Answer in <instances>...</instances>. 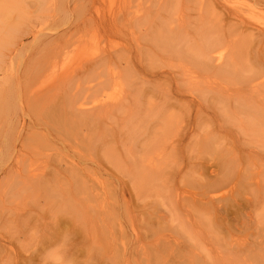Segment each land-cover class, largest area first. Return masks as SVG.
I'll return each instance as SVG.
<instances>
[{"label": "rangeland", "instance_id": "rangeland-1", "mask_svg": "<svg viewBox=\"0 0 264 264\" xmlns=\"http://www.w3.org/2000/svg\"><path fill=\"white\" fill-rule=\"evenodd\" d=\"M161 1L165 0H41L38 5L28 7L23 15L19 14L12 21L9 29L4 32L0 42V53L6 55L11 53L10 56H13L12 65L9 66L12 75L18 71L24 72L28 61L32 65L31 69L39 68L44 63L47 65L48 63L45 62L48 61L47 56H52V48L53 51L55 50L53 43L59 41L65 43L66 52L62 54L63 57L59 55L57 59L62 58L67 63H61L60 59L58 62L64 64L63 68H60L62 65L58 62H54L56 64L52 67L57 66V69L54 67L49 71L41 66L42 68L39 69L44 70L45 76L40 75L43 74V70L42 72L39 70L37 73H41L34 75L35 79L31 77L32 74L31 78L26 80L28 82L23 81L25 84L31 83L34 87L42 86L44 83L49 85L51 81L56 82V79L62 76L60 73L64 67H69L68 71L64 69L67 71L64 73H69L68 75L71 76L78 72L81 74L78 79L85 78L86 82V79L90 77L82 75L84 74V71L81 73L83 64H87L97 55H102L104 51L122 52L111 62L110 67L112 69L123 67L127 63L128 69L132 71L124 72L121 77L124 81L121 82L123 93L120 95H129L128 99H125L128 105L124 107V113L115 112L107 119L108 123L105 121L107 126L112 128L109 133L112 137L111 141L113 139V142L108 143L107 146L115 148V152L122 155L126 164L128 159L124 148L127 146L132 148L134 155L143 158V148L146 145L151 146V155L147 160L151 163L154 173L158 175L153 173L149 181L137 185L132 180L133 176H130L133 174L132 169L130 174L121 173L120 170L125 167L120 169L116 164L110 163L106 157H100L101 151L96 155L97 158L93 156L95 160L97 159L96 161L93 158L94 161L82 162L83 159L91 157L92 149L84 143H79L78 138L71 133V135L67 133L69 135L63 136L64 141L60 143L54 141L46 147L41 146L37 139H31L32 141L26 144L28 159L24 163L25 174H27L26 168L34 169L35 172L43 171L41 168L44 163L47 164L45 154L61 153L62 156L68 155L69 159L73 157L72 160L80 162L82 180L86 176L88 181L85 179L83 181L85 184L88 183L87 186L90 189L84 188L85 192L80 191L79 194L74 191L69 196L60 192L57 193L60 196L56 200L48 201L49 196L43 193L44 190L40 189V192L37 191L38 189L26 190L28 188L24 186L25 189L22 184L17 185L14 174L11 173L10 177L9 173H5L8 165L4 166L0 163V201L2 200L0 203V264H84L86 253L82 249L95 242L97 244L92 245L96 247L95 252L97 248L110 249L113 252L117 251L119 255H122L123 244L127 246L128 252H133L135 248L139 250L140 244L144 245L145 251L150 253L154 250L153 246H158L155 252L158 253L159 264H264V142L262 144L259 140L257 142L256 138L249 134L250 132L242 130L247 127L242 122L244 116L237 113L233 102L228 103L229 106L225 103V98L212 97L210 94H214L213 92L207 91L210 92L208 93L210 99L203 101L205 104L203 112L197 115L194 111L188 112L187 108V110L182 108V101H178L180 107L173 106L170 103L174 102L172 99L169 100L170 102L166 101L168 95L174 92L175 80L172 77L166 79L160 76L150 77L146 71L152 67L156 70L155 72H174L178 69L173 68L176 62L170 59L157 60L159 53L154 40L149 38L150 32L159 26L160 19L167 17L172 9V12L180 9L177 13L184 14L183 16L187 14L184 17L186 19H191L192 16L194 18L193 9L198 7L200 0H178L179 4L175 7L179 8L178 10L173 8L175 0H166L169 1L166 2L167 5L165 2V5L161 4ZM229 1L238 5L244 4L245 6H242L247 8L244 13L251 4L249 0ZM258 14L264 17V12ZM111 16L116 17L115 25H117L112 33H109L103 26ZM260 17L259 21H264ZM138 19L141 20L138 21ZM29 25L38 32L34 30L28 33L32 29V27L29 29ZM227 27L226 25L225 28ZM13 38L15 41L22 39V45L15 46ZM44 44L47 45L44 46L46 50L42 48ZM245 45L241 54L243 71H239V75L247 80L245 83H253L259 76L264 75V61L258 60L261 54L256 52L254 41L250 39ZM139 58L143 59L146 70L140 66ZM22 61L27 62L26 67H23L25 65L21 63ZM160 61H163V64L165 62L166 65H173L172 69L168 70L166 65L159 63ZM159 64L161 66L157 67ZM71 65L73 73H71ZM107 71L108 68H102L97 79L102 78L100 76L105 75ZM46 72H48L47 75ZM67 74H65L66 77H68ZM214 75L216 74L210 73L204 78L200 76L203 80L199 82V77L196 79L200 84L196 81L192 84L198 90L204 86L214 91L224 92L229 88H236L238 80L232 74H221L219 77ZM73 77L77 78V76ZM206 78L210 81H204ZM78 79H76L77 83L71 84L74 86L71 87L73 90L78 85L80 87L81 83V87L86 86L85 82L79 83ZM211 81L214 83L212 84ZM201 82L212 85L210 84L211 87H209V84L202 85ZM112 86L108 83L101 87L106 91L94 90L89 93L86 104L92 105L104 93L109 94ZM136 86L141 89L138 103H135L130 95V91ZM168 88H171L172 93ZM249 95L250 93L246 96ZM44 100H41L42 105L39 109L37 107L41 102L36 103L38 112L42 111L44 106H46L44 110L52 106L46 100L45 103L47 105L50 103V106L44 105ZM14 102L15 104L10 105V116L13 121L24 120L26 124H33L34 131L48 130V133H43H47L48 138L53 137L55 131L47 127L48 117L42 119V116L46 117V114L48 116L53 109L48 108L47 112L44 111L45 116L43 112L40 113L43 114L42 116L33 113L32 119H29L21 114L25 110L21 108L24 103L21 104L16 99ZM224 105L226 107L228 105L229 110ZM36 108H32V112H37ZM162 111H165L164 115ZM166 117L167 125L164 124ZM38 120L40 124L36 122ZM50 125L54 126L51 123ZM146 139L148 140L145 141ZM131 140L133 143H130ZM38 149L41 151L37 152ZM81 163L84 165L82 166ZM17 203L18 208L15 206ZM23 213L25 218L21 219ZM72 214H79L87 227L94 226L96 228L94 236L93 234L81 236L80 233V235H68L67 248L71 249L70 253H66L71 255V257L66 256L68 259L61 254L59 257H57L58 254L52 255L51 252L60 249L58 245L49 247L39 257L33 256L37 254L36 248L41 245L40 240H43L41 237L44 238L42 234L49 226L56 222L67 229ZM85 219L88 222H85ZM89 219L93 221L89 222ZM21 221L23 225H20ZM24 226L31 230L24 229ZM136 234L140 236L138 239H141V242L137 241ZM74 238L83 239L84 243L79 248L77 246L73 248ZM178 249H184L187 255L176 258ZM152 253L148 264H154L157 261ZM27 256L31 258V262L22 260ZM107 262L112 264V261L107 260ZM89 263L101 264V261L97 262L93 259ZM130 264L135 263L131 261Z\"/></svg>", "mask_w": 264, "mask_h": 264}, {"label": "bare ground", "instance_id": "bare-ground-1", "mask_svg": "<svg viewBox=\"0 0 264 264\" xmlns=\"http://www.w3.org/2000/svg\"><path fill=\"white\" fill-rule=\"evenodd\" d=\"M40 1L41 0H0V42L2 41L4 32L7 31L11 26L12 21L15 20L19 16V14L23 15L25 11L28 9V7H31L33 5L34 6L38 5ZM177 1L178 0H175V2L173 1V3H175L174 4L175 6L173 8L177 7L176 5L179 4L178 3L179 1L178 2ZM249 1L251 2V4L249 3L250 6L248 7V10H246L245 13L244 11L247 8L246 7L244 8L245 6L244 4L238 5L229 0H200V2L198 3V7L193 9L194 18H192L193 17L192 16L191 19L184 18L185 16H187L186 13L185 16H183L184 14L177 13L180 10L179 8H175L177 10L179 9L176 12H174L175 10L172 12L173 9L170 10V13H168L169 15L168 16L166 15L167 17L164 16V18H161L159 26L154 31L150 32L149 38L154 40V44L157 47V51L159 53L157 55V60H160L161 58H167L176 62V64L174 65L175 67H173V65L171 64L166 65L165 62L163 64L162 63L163 61H160L159 63L166 65V68H168V70H171L172 67L177 68L178 70L173 69L175 70L174 72H169V71L155 72L156 70H154V67L150 69L144 67V62L142 58H139L140 60L139 63L141 67H144L145 70L147 69L148 72L146 71V73L149 74L150 77L160 76V77H165V79L167 77H172L175 80V88L173 94L170 96L168 95L167 99L165 98L166 101L172 99L174 102H170V101L169 102L175 107L176 106L180 107V103H178V101H182L181 102V105L183 106L182 108L185 109L187 108L189 110L188 112L194 111L195 115L200 114L201 112H203L202 110L205 105L203 101L204 100L207 101V99L209 98L208 93L210 92L214 93V94H210L214 98H222V99L225 98L226 99L225 103L227 104L233 102L234 108H237L235 109L237 110V113L239 112L244 116L242 122L244 123V125L246 124L247 126L241 129L246 131L247 133L250 132L249 134L252 137L256 138L257 142L259 140V142H261L262 144V142H264V102H262V100H264V77L261 76L264 75L259 76L256 79V82L253 83L252 82L245 83L247 80H245L242 76L239 75V71H243V67H241V65H243L241 64L242 62L241 54L244 51V46H246L245 44L248 43L250 39L251 41L255 42L256 52L261 54L258 60L260 62L264 61V21H259L260 16L258 14L260 12H264V0H249ZM164 2L166 3L169 1L166 0L161 1V4L163 3V5H165ZM167 4L168 3H166V5ZM148 8H150V6H148ZM262 19H264V17H262ZM140 20L141 19H138V21ZM115 22H116V17L111 16L104 24L103 26L105 27L104 29L107 32L112 33L114 27L117 25V24L115 25ZM226 25L228 26L227 28H225ZM31 27L32 25H29V29ZM34 30H35L34 27H32V29L28 33H30L31 31L33 32ZM35 32L38 31L35 30ZM58 41L59 40H57V42ZM48 43L46 44L48 45ZM41 44L42 42L39 43L38 50L40 49ZM46 44L42 46L43 50H46V48H44V46H47ZM53 44H55V46H53L56 50V51L54 50L55 54L53 53L54 51L52 50L53 49L52 48L51 49L52 56H49L47 54L48 55L47 58L48 57L49 58L48 61H45L48 64L46 65V63H44L46 67L40 64L42 67H44V70L46 71L53 69L55 67V66L52 67L53 64H56L54 62H58V60L60 59L62 60V58L57 59V57H59V55L62 56V54L66 52V50H64L66 49L65 43L59 41L58 43H53ZM19 45H22V39L15 41V46H19ZM49 45L52 46L51 44ZM120 54H122V52L113 51V50L106 52L104 51L102 55H97L95 56V58L90 59V61L87 64H83L81 73L84 71L83 72L84 74L82 75H84V77H86L87 75L90 77V79L88 80L86 79V82H85V78L84 80L78 79V77H80L81 74L78 72L77 73L75 72L74 74L72 71L73 67L71 65L70 69L72 67L71 73H73L71 74V76L68 75L69 73L68 74L64 73V71H66L64 69L66 68L68 71L69 67H64V69L60 73L62 74V76L59 77V79H56L57 80L56 82L51 81L49 85H46L44 83L42 86L38 84L40 86L34 87L30 82H29L30 84L28 83L25 84V83L28 82L26 80L30 77V75L33 74L31 76L33 77L34 75L37 76L39 73L42 72L41 70L43 69L41 70L39 69L41 66L38 65L39 68L35 67L34 69H31L32 65L29 63V61L28 63L22 61L21 62L22 64L25 65L27 63V67L28 64H30L29 65L30 67L27 68L25 65L23 67H26L27 70L25 68L24 72L22 70L21 71L22 73L18 71L16 72L15 75H12L11 72L9 71V66L12 65L13 56H10L11 53L10 55L0 53V163L4 164V166H6V164L8 165L6 166L8 169L5 173H9L8 176L14 174L13 176L17 180V185L21 186L22 184L23 185L22 187L25 186L26 188H28L26 189L24 187L26 190H30V189H35V191L37 189H38L37 191H39L40 189L44 190L43 193L45 192L49 196L47 197L48 201L49 200L53 201L54 199L56 200L57 197L60 196V194L57 195V193L60 192H63V194L69 196L70 193H73L74 191H76V193L79 194L80 191H84V188L90 189V187L87 186L88 183L85 184L84 182L85 180L88 181L86 179V176L83 177V180L84 179L85 180L84 181L82 180L81 167L79 165L80 162H78V160L77 162L72 160L73 157L72 158L70 157L71 159H69L68 155L63 154L62 156L61 153L60 154L58 153L56 155L53 153L45 154L47 155L46 156L47 164L44 163L43 166L44 168L45 164L47 165L46 168H44L45 170L41 168L43 171L39 172L40 170L39 171L37 170L38 172H35L34 169L26 168L27 174L24 173L25 170L24 163L28 159L26 155V151H27L26 144L28 143V141H30L31 139L32 140L37 139L39 141V144H41V146L46 147V146H50L54 141H58L59 143L61 141H64L63 136L65 134L69 135L70 133L72 134V136L74 135L76 136V138H78L79 143L81 144L84 143L87 145V147L92 149L91 157L90 158L88 157V159L87 158L83 159L82 162H85L87 160L94 161L95 158L93 156H96L98 152L101 151V153L99 154L100 157L101 156L106 157L107 159L110 160V163L116 164V166H118L120 169L125 167L123 169L124 171L122 169L120 170L121 173L125 172L126 174H130L132 172L131 171L132 169L133 174L130 176H133L132 180H134V182L137 185H139L140 183L145 184L146 183L145 181H149L150 175H153L154 173L153 168L150 165L151 163L147 160L151 155V151H152L151 146L146 145L143 148L144 151L142 153L144 154L143 158L142 157L138 158L137 155H134L132 148L128 146L124 148L125 149L124 153L128 159L129 165L128 163L126 164L124 162L125 160L121 157L122 155H118V153L115 152L116 151L115 148L107 146L108 143L113 142V139L111 141L112 137L109 133V130H111L112 128L107 126L106 124L107 119L110 118L111 115H113L115 112L124 113L123 109L125 106L128 105L127 104L128 102L125 99H128L129 95H125V96L120 95L123 93L121 82L124 81L121 77L123 76L124 72H132V71L128 69L126 65L127 63H125L123 67H116V68L114 67L113 69L110 67L111 62L115 58L119 57ZM63 62L64 64L67 63V61L62 60L61 63ZM64 64H61L62 67L60 66L58 67L63 68ZM68 64H69V60H68ZM49 66H51V68H49ZM159 66L161 65L159 64L157 67ZM102 68H108V71L105 73V75L100 76L102 78L97 79V75L99 74ZM39 70L41 72L37 73ZM44 70L42 72L43 74L40 75L45 76ZM78 70L79 69H77V71ZM47 73L48 72H46V75ZM210 73L212 74L214 73L216 74L214 76H218V77L221 74H227V75L232 74V76L236 80H238L239 83L236 81L237 82L236 88H232V89L229 88L225 92L222 90L214 91L213 89L207 88L205 86H204L205 88L204 87L199 88L198 90L197 87L194 84H192V82L195 83L194 81H196L198 77H199L198 80L200 82V80H203V78ZM65 74H67L68 77H66ZM40 75L39 77H41ZM73 76H77V78ZM91 76L95 78H92ZM103 76H105V78H103ZM200 76L203 78L200 79ZM73 78H75L74 79L75 81L73 80ZM76 79L79 80V83L80 81L86 83L85 88L83 87L84 85H82L83 92L81 91L82 83L80 84L81 89L80 87H78L79 86L78 84H77L78 86L74 90L73 88H71L74 87L71 84L77 83ZM71 80L73 82H71ZM206 80L210 81L209 78L208 79L206 78L204 81ZM23 81H25V83ZM203 82H201L202 85L206 84ZM208 82L207 84H209ZM108 83H111L113 85L111 87V92L109 94L108 93L107 94L104 93V95L102 94L103 96L100 99H98L92 105L88 106L86 104V98L88 94L94 90L106 91V89H101V87ZM196 83L198 82L196 81ZM242 83L244 84L241 85ZM171 84L170 86L172 87ZM210 84L208 85L209 87H211ZM27 85H30L31 87ZM229 90H231V92H227ZM130 92H131L130 95L132 100L135 103H138L139 98L141 97L140 96L141 89H139V87L136 86ZM170 92L172 93V91ZM248 93H250V95L246 96ZM251 93H254L255 95H252ZM188 96L190 98H187ZM15 99L19 101L21 104L24 103L23 106L21 105V108H25V110L22 111L21 109L22 111L21 114L23 116L28 117L29 119H32L33 113H38V115L40 116L41 115L40 113L43 112L45 116V113L47 112V110H49L48 108L53 109V111L50 109L51 111L50 114L48 113L49 114L48 116L47 114L46 117H43L42 116L43 114L41 115L42 119L48 117L46 119V121H48L47 122L48 124L46 122L44 123L48 125L47 127L49 128L51 127V129L55 131L53 137L51 138L47 137L46 134L48 133V130L43 131V132H47L46 134L43 133L42 131L40 132L34 131L32 127L33 124L32 125L26 124L24 120H22V122L20 120H17L16 122L13 121L12 117L10 116L11 114L10 105L11 103L12 105L15 104V102L13 103ZM44 99L46 100V102L49 101L52 106L48 107L45 110L44 107L46 106H44L42 111L40 110L38 112V109L41 107L40 105H42L41 100ZM45 100L43 101L44 105L46 104ZM38 101H40L41 103L39 102L40 104L37 107L38 104L36 103ZM50 103H48L49 105L47 104L46 105L50 106ZM228 105L227 107L226 105L224 106L229 110L230 107H228ZM32 108L33 109L36 108L37 112L36 111L32 112L33 111ZM225 108H223L224 109L223 111H225ZM233 110L234 109H232V111ZM227 112L229 113V111ZM164 114L165 111H162V115ZM206 116L208 115L206 114ZM50 117L51 119L53 118L52 119L53 123ZM42 119H40V122H42L41 121ZM240 120H241V115H240ZM36 122L39 123V120ZM49 122L54 126L50 125ZM242 122H240V124H242ZM167 123H168V118L166 117L164 118V124L167 125ZM238 124H239V118H238ZM147 140L148 139H146L145 141ZM130 143H133V141L131 140ZM38 151L41 150L38 149L37 152ZM79 158H80V154H79ZM81 164L82 166L84 165L83 163ZM28 166L30 165L28 164ZM154 175H158V173L155 172ZM1 201L0 203H2ZM15 206L18 208L19 206L18 203ZM23 214L22 217H20L21 219L25 218V214L24 217ZM69 221L70 224L68 225L69 227L67 229L65 228V226L61 227L62 225H58V223L56 222L52 223L51 226H49V228L47 229V231L42 234L44 238L41 237V239H43L40 240L41 245H39L36 248L37 254L33 256L39 257L49 247L53 245H58L60 249L51 252L52 255L58 254L57 257H59V254H61L63 257L66 256L71 257L70 254H66V253H70L71 251L70 248H67L68 235L70 234L78 235L80 233L82 234L81 236L84 235L88 236L89 234H93L94 236L96 228L94 226H91L90 228L87 227V225H85L82 222L81 216L79 214H72L70 216ZM91 221H93V219H89V222ZM11 222L13 221L11 220ZM85 222L88 221L86 220ZM20 225H23V223ZM41 227H43V225ZM25 228L26 226H24V229ZM27 229L31 230V228L29 227H27L26 230ZM139 237L140 236L136 234L137 241L141 242L142 240L138 239ZM73 241L75 242L73 248H75L76 246L79 248V246H81L84 243L83 239L78 240L77 238H74ZM95 244H97V242H95ZM95 244H91V246H87L85 249L81 248L83 251H85L84 253H86V256L84 255L86 257L85 258L86 263L84 264H88L93 259L94 261L97 262L101 261V264H109L107 260H109L110 262L112 261V264H130L131 261L135 264H143V263L148 264V262H150L149 261L150 254L152 252H153L152 256L154 257V259L157 260L154 264H159L158 253L155 252V249L158 246H153L154 250H151L152 251L151 253L149 251L146 252L145 251L146 248H144V245L142 244L138 245L139 250L135 248L133 252L132 251L128 252L127 246L123 244L124 247H123L122 255H119L117 254V251L113 252L110 249L102 250L101 248H97V251L95 252L96 247L92 246ZM177 252H178L177 256H175L176 258H183L187 255V252H185L184 249H180V250L178 249ZM93 254L95 255V258ZM22 260L26 262L27 261L31 262V258L29 256L23 258Z\"/></svg>", "mask_w": 264, "mask_h": 264}]
</instances>
